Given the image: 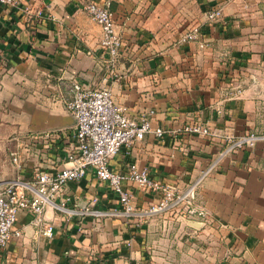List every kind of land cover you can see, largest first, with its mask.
<instances>
[{"label": "crops", "instance_id": "obj_1", "mask_svg": "<svg viewBox=\"0 0 264 264\" xmlns=\"http://www.w3.org/2000/svg\"><path fill=\"white\" fill-rule=\"evenodd\" d=\"M88 0H19L0 5V181L31 179L61 162L74 119L66 108L73 80L110 86L131 116L149 109L162 137L147 134L122 147L109 165L135 161L149 176L178 189L195 180L222 142L173 130L192 119L222 132H264V0H109L121 47L111 60ZM104 2L105 0H97ZM219 6L222 17L206 11ZM40 9L42 14L35 15ZM199 24L198 37L180 34ZM109 72H112L109 75ZM16 153L19 163L12 161ZM139 207L157 194L125 184ZM65 194L80 205L93 196L116 200L88 170ZM195 203L226 227L188 221L174 209L137 223L110 216L65 219L48 206L51 237L22 211L19 235L3 250L4 264H264V141L227 154L197 184ZM78 204V205H79Z\"/></svg>", "mask_w": 264, "mask_h": 264}, {"label": "built area", "instance_id": "obj_2", "mask_svg": "<svg viewBox=\"0 0 264 264\" xmlns=\"http://www.w3.org/2000/svg\"><path fill=\"white\" fill-rule=\"evenodd\" d=\"M18 1L0 0V5H15ZM84 9L100 26V44L113 60L122 40L110 1L88 0ZM41 14L40 9L35 10V15ZM206 17L209 20H218L222 17L221 7L209 8ZM199 30V24H192L180 34L179 42L187 43L196 39ZM111 74L112 72H109V75ZM65 105L74 122L71 133L66 137L67 145L64 147L61 162L52 161L49 167L37 169L31 179L16 176L0 181V264H4L3 250L10 238L20 234L19 230L14 229L20 212L28 211L32 215L31 223L37 230L46 236H52L53 224L48 222L44 215L48 206L63 213L65 219L77 216L79 222L89 215L97 219L122 216L142 223L152 216L180 209V215L185 216L188 221L226 227L227 224L218 222L206 208L195 203L197 184L227 154L264 141V132L256 130L230 134L222 132L219 127H211L200 119H192L183 124L173 132L217 138L221 140L222 147L195 180L178 189L173 184L151 178L147 167L138 166L135 161L128 163L126 170H112L109 165L110 159L120 152L122 147H131L147 134L157 137L164 135L166 130L162 126H153L151 122L154 109H149L137 117L131 116L124 104L114 100L109 85L104 83L96 87H86L78 80L71 82L70 96ZM12 161L19 163L18 155L14 152ZM88 170L107 183L115 196L114 205L105 208L97 206V195L87 198L81 205L77 202L70 205V197L65 194L67 184L72 180H80ZM126 183L156 193V201L144 207L137 206L132 193L125 186Z\"/></svg>", "mask_w": 264, "mask_h": 264}, {"label": "rangeland", "instance_id": "obj_3", "mask_svg": "<svg viewBox=\"0 0 264 264\" xmlns=\"http://www.w3.org/2000/svg\"><path fill=\"white\" fill-rule=\"evenodd\" d=\"M137 186V185H136ZM139 187V186H138ZM141 188V187H140ZM143 189V188H142ZM144 190V189H143ZM206 224H208V223H206Z\"/></svg>", "mask_w": 264, "mask_h": 264}]
</instances>
